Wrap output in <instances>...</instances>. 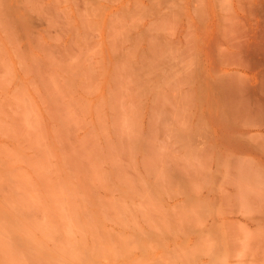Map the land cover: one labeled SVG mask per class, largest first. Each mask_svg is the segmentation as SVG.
<instances>
[{
    "label": "rangeland",
    "instance_id": "rangeland-1",
    "mask_svg": "<svg viewBox=\"0 0 264 264\" xmlns=\"http://www.w3.org/2000/svg\"><path fill=\"white\" fill-rule=\"evenodd\" d=\"M169 9L0 0V264H264V203L229 199L231 185L216 190L208 159H194L190 56Z\"/></svg>",
    "mask_w": 264,
    "mask_h": 264
},
{
    "label": "bare ground",
    "instance_id": "bare-ground-1",
    "mask_svg": "<svg viewBox=\"0 0 264 264\" xmlns=\"http://www.w3.org/2000/svg\"><path fill=\"white\" fill-rule=\"evenodd\" d=\"M163 1H165V0H163ZM168 1H170V6H173L175 8L176 15H177L178 21H179V24L176 23V25L178 24L179 28H180L179 44L182 48V50H180V51H182V54H184L185 56H187L188 54L190 56V58L188 59L189 61L187 62V60H186L185 65L183 64L184 60L182 62L180 61L182 64L180 62L179 63L181 65H183V66H181V74H183L186 77V78L185 77L184 78L187 80V82L185 83L186 85H184V84H181V85H183L182 86L183 88L185 86H188V90H185L184 92H187V94L190 95L189 98L187 97L188 95L185 97H187L190 100V102H191L190 105L192 107V109H191L192 110L191 111L192 112L191 113L192 114V117H191L192 127L190 128V131L192 130L191 131L192 137L191 136H189V137H190V139L192 138L190 141L192 142V146H193L192 148H193L194 154L196 155V157H194L195 155H193V157L196 161H198V163H199L198 165H201V166L205 165V164L203 165V163L205 161L207 162V160H205V158L208 159V163L205 162L206 164H208V166H206V167L209 170H211L212 185L215 187L216 190L219 191V189L222 187L227 188V187H229L227 185L230 184L232 188H230V189L227 188V190H228L227 197H229V199H231V200L234 199V198H232L233 192H234V195L238 196V199H237L238 201L239 200L242 202L244 201V204H242V206H244L248 202L249 204H251V206L254 207L253 204L255 202H258V203H255V207L258 204L259 205L258 209H259L260 204L264 203V0H168ZM165 3L167 4V1ZM166 6H169V5H166ZM166 6H165V8H166ZM170 10H174V9H169V11ZM175 11H170L169 13L172 12V15H173L175 13ZM163 15H165L166 20H167V18H168V20L171 19L170 18L171 15L167 14V12L165 14L163 12ZM167 15H170V17ZM176 15L175 14L173 15L174 19L177 18ZM173 18L171 19L172 21H174ZM168 20H167V22H168ZM176 20H175V22H178ZM170 22H168V25ZM175 22H173V23H175ZM164 24H166V23H164ZM175 29L176 28H174V30ZM178 33H179V31H178ZM170 41H171V39H170ZM167 42H168V40H167ZM172 43H173V41H172ZM166 45L168 46V43ZM176 45H178V44H176ZM180 46H178V47H180ZM176 49L177 48L174 45V49L172 51L175 50L174 53L176 52V54H177L179 49H177V51H176ZM169 52H170V50H169ZM187 52H189V53H187ZM182 54H179V55L181 56ZM171 56H173V55H171ZM180 56H178V58ZM178 58L176 60H179ZM180 58H183V56H181ZM166 59L168 60L169 57ZM1 60H2V58L0 59V62H1ZM176 60H175V62H176ZM7 61L9 62L10 60H7ZM3 63H4V61H3ZM2 64H1V67H2ZM5 64L6 63H4V67L6 66ZM22 64H23V62H22ZM169 64H170V61H169ZM169 64H167V65H169ZM179 66L180 65H178L177 70H178ZM4 67L1 69H4ZM29 67L27 68V71H28ZM1 69H0V71H1ZM163 69H165V68H163ZM23 70L25 71V68H23ZM27 71H25V72H27ZM32 72L30 70V73H32ZM178 72L175 71V73H178ZM2 73H3V71H2ZM2 73H1V75H2ZM30 73H28V74H30ZM175 75L173 74V76H175ZM3 76H4V74H3ZM4 78H5V76H4ZM11 78H14V77L11 76ZM11 78L9 77V79H11ZM182 80H183V78H182ZM186 80H184V81H186ZM31 81H33V80H31ZM182 83H183V81H182ZM19 86H21V85H19ZM182 87H180V88H182ZM18 88H20V87H18ZM22 89H23V87H22ZM25 91H27V90H25ZM15 92H16V89H15ZM22 92H20L19 94H22ZM23 94H25V92ZM4 96H6V92H4ZM4 96L2 97V99L4 98ZM17 96H18V94H17ZM14 97H15V95H14ZM15 98H17V97H15ZM15 98H14V100H15ZM19 98H17V99H19ZM21 98H22V96H21ZM21 98L18 102L22 101ZM28 101H30V100H28ZM5 104H7V103H5ZM21 104L24 105V103H21ZM12 105H13V103H12ZM19 105H20V103H19ZM190 105H188V106H190ZM0 106H1V104H0ZM31 106H32V104H31ZM34 106L36 107V105H34ZM11 107L13 108V106H11ZM17 107H18V105H17ZM5 108L6 107L4 106V109ZM186 108H188V107H186ZM0 109L2 110V108H0ZM13 109H15V108H13ZM18 109H20V108H18ZM15 110H13V111L15 112ZM18 111L19 110H16L15 115L17 114ZM24 112H25V110H24ZM4 113L5 112L3 111L2 114L4 116L8 114V113L7 114H4ZM29 113H28V115H30ZM34 113H35V110H34ZM9 114H10V111H9ZM18 114L20 116V114H22V112L18 113ZM11 115H9V117ZM14 116H12V119ZM21 117H23V116L21 115ZM39 117H41V116H39ZM33 118H35V117H33ZM2 121L3 120L0 121L1 124H2ZM28 121L29 120H27V123H28ZM31 122L32 121H30V123ZM5 123H6L5 126L8 127L6 121H5ZM34 124H35V121H34ZM12 125L9 126V128L12 127ZM29 125L30 124L28 123V125H26V126H29ZM37 126H38V124H37ZM3 127L4 126H2V128ZM32 128L33 127H31V131H32ZM27 129H30V128H27ZM37 130H39V129H37ZM34 131H36V130H34ZM9 133H12V132L10 131ZM23 135H24V132H23ZM19 136H22V135L19 134L18 137ZM186 138L188 139V136ZM22 139H24V137H22ZM32 141H33V138H32ZM190 141H189V143H191ZM29 143H31V142H29ZM3 144H2V148L5 149V146H3ZM27 146L30 147V145H27ZM0 148H1V146H0ZM7 148L8 147L6 146V150H4L5 152L7 151ZM24 151H25V149H24ZM193 151H191V152H193ZM5 152H4V155L6 154ZM9 154L10 153H8V156L5 155V157L6 156L9 157ZM170 154L172 155V153H170ZM185 155H187V154H185ZM190 155H192V154H190ZM28 158H29V156H28ZM21 159H23V158H21ZM9 160L11 161V163L14 164V162L12 161L13 160L12 158ZM23 160H21V161H23ZM30 160H32L31 156H30ZM188 160H187V163L189 164V162H191V161L188 162ZM195 160H194V162L193 161L192 162L197 164V162H195ZM184 162H185L186 166H188L186 161H184ZM191 164H189L190 168H191ZM47 165H48V163H47ZM5 166H6V164H5ZM201 166L199 167L200 172H201V169H200ZM193 167H195V165H193ZM48 168H49V166H47L46 171L49 170ZM185 168H187V167H185ZM202 169H203V167H202ZM186 170H185V172H186ZM188 170H190V169L188 168ZM199 171L197 170V172H199ZM9 174H11V171ZM198 174H200V173H198ZM13 176H11V177H13ZM185 177H186V175H185ZM14 178H15V176H14ZM183 178L184 177L182 176V179ZM11 179H13V178H11ZM5 180H7V179H5ZM9 180L7 181V185L9 184L8 183ZM15 181H17V180H15ZM23 182H25V181H23ZM27 182H29V181H27ZM27 182L25 183L26 186H27ZM199 184H201V182ZM29 185H31V184H29ZM32 185H33V182H32ZM29 187L32 188L31 186H29ZM13 189L10 191H13ZM8 190H9V188H8ZM14 191H15V189H14ZM225 191L226 190H224V192ZM17 194H15L16 197H18ZM224 195H226V193ZM223 196L220 195V193H219V199L225 200L223 198ZM235 196H233V197H235ZM237 196H236V198H237ZM19 199L22 200V198H19ZM21 200H19V201L21 202ZM216 200H218V199H216ZM226 200H227V198H226ZM226 200H225V202H227ZM19 201H17V202H19ZM32 202H33V200H32ZM259 202H261V203H259ZM239 203H241V202H239ZM6 204L8 205V203H6ZM11 204H14V203L12 202ZM237 204H238V202H237ZM218 205H219V203H218ZM225 205H227V203H225ZM262 205H264V204H262ZM251 206H249V207L251 208ZM13 207H12V209H14ZM244 207H242V208L244 209ZM253 207H252V210L250 209L248 212V213L252 214V216L254 215L255 218H252V220L258 219V217H259V214L256 215L254 213L255 209ZM262 208H264V207H262ZM245 210H246V208H245ZM253 210H254V212H251ZM260 211L258 210V211H256V213L257 212L259 213ZM15 212H16V210H15ZM222 213H224V212H222ZM225 213H227V212H225ZM262 213H264V212H262ZM230 214H231V211H230L229 215ZM243 214H242V216H243ZM23 215H25V214H23ZM262 215H264V214H262ZM245 216H247V214H245ZM250 219H251V215H250ZM260 220L264 221V218H262L261 215L259 217V221ZM18 223H20V221H18ZM25 232L26 231H24V233ZM26 234L28 235V233H26ZM31 236L33 237L34 235L32 234ZM29 237H30V235H29ZM26 238H27V236H26ZM26 240L28 241V239H26ZM30 244H32V242H30ZM33 244L35 245L36 243L34 242ZM71 244H72V242H71ZM67 245H68V243H67ZM67 245H65V246H67ZM36 246L37 245H35L34 248H36ZM39 246H40V244H39ZM31 247H30V249L33 250V247L32 248ZM9 250H11V248H9ZM35 250H37V249H35ZM39 250H40V247H39ZM50 250H52V249H50ZM54 250H56V249H54ZM29 252H31V251H29ZM19 253H21V252H19ZM26 254L29 255L30 253L27 252ZM27 255H26V257L30 258V256H27ZM30 255H32V254H30ZM37 256L39 259L40 258L39 255H37ZM31 258H32V256H31ZM40 261L41 260H39V264H42V262L40 263ZM42 261H45V260L42 259ZM36 264H37V262H36Z\"/></svg>",
    "mask_w": 264,
    "mask_h": 264
}]
</instances>
